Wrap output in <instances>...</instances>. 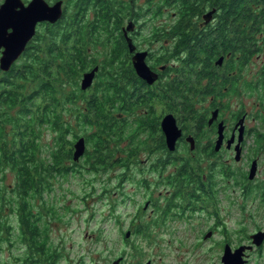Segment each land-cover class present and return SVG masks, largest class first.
<instances>
[{"label":"trees","instance_id":"trees-1","mask_svg":"<svg viewBox=\"0 0 264 264\" xmlns=\"http://www.w3.org/2000/svg\"><path fill=\"white\" fill-rule=\"evenodd\" d=\"M88 1L94 20L90 21L86 12L85 16L79 13L82 4L78 2L76 8H80L67 20L49 26L8 71H0V264H59L61 248L54 246L49 236L50 220L59 212L48 196H53L60 179L83 170L108 172L112 165L130 169L140 151L152 147L143 136L146 130L151 131L157 148H165L164 139L155 135L157 119L144 114L143 109L153 106L142 93L145 82L136 77L125 59L127 44L119 30L129 3ZM144 7L148 19L173 18L172 12L176 13L177 21L168 34L177 41L157 60L168 61L187 52L179 68L182 83L188 80L185 73L201 74L214 64L226 33L225 16L243 19L245 33L251 34L253 30L248 29L264 20V0H147ZM210 7L218 22L211 29L197 30L198 23L192 21ZM190 26L193 28L187 30ZM96 66L92 85L82 89L83 73ZM130 82L133 87L127 85ZM174 82L161 87L159 96L166 106H171L166 99L174 97ZM189 104L182 103L187 113L196 116ZM132 110L131 122L128 115ZM46 132L52 144L45 143ZM79 137L85 140V150L75 160L74 144ZM166 151L154 159L158 173L166 169L165 164L180 161L179 174L169 173L166 179L175 185L183 184L182 178L192 179L186 174L191 159ZM124 174L118 182L119 178L124 181ZM10 176L11 185L6 180ZM140 182L142 187L152 184L146 177ZM107 183L105 192L109 191ZM133 233L149 240L154 236L136 226ZM19 241L23 254L5 260V246L18 248Z\"/></svg>","mask_w":264,"mask_h":264},{"label":"flooded vegetation","instance_id":"flooded-vegetation-1","mask_svg":"<svg viewBox=\"0 0 264 264\" xmlns=\"http://www.w3.org/2000/svg\"><path fill=\"white\" fill-rule=\"evenodd\" d=\"M36 1L45 6L62 1L63 15L58 22L67 20L72 11L78 10V2L82 4L79 13L84 15L86 12L90 21L95 18L91 3L86 0H0V33H13L14 22L9 14L16 18L20 10ZM125 1L129 6L119 31L127 44L126 63L136 77L145 82L142 93L153 105L143 109L144 114L157 119L155 135L164 139L168 151L191 159L186 174L192 176L189 180L182 178L180 183L183 184L179 186L166 179L168 188L165 192L152 194L149 189L141 198L142 205H137V217L132 224L134 229L129 226L126 231L130 230L132 234L136 226L147 232L170 236L205 223L206 226L199 230L204 234L203 239L209 237L212 240L217 233L222 235L218 243L217 264H225L223 256L226 253L234 255L237 250L240 254L236 253L232 264L236 259L241 264H264V20L255 29H248L253 30L251 34L245 33L243 19L225 16L223 29L226 33L214 64L201 74L185 73L188 80L182 83L183 74L179 68L187 52L181 51L168 61L157 60L177 41L176 36L168 34L177 21L174 18L176 13L172 12L173 18L161 17L151 23L144 7L147 0ZM212 9L210 7L192 21L198 23L197 30L211 29L218 22V16L213 13L210 18L205 17ZM164 10L168 13L170 9L166 7ZM58 22L42 20L36 23V32L25 49L33 45L36 36ZM147 26H151L148 34L145 32ZM4 49L0 48V57ZM141 52H146L145 61L157 74V79L150 84L135 69L134 58ZM171 80H175L177 88L172 100L166 99L171 106H166L159 95L163 84ZM127 85L133 87L131 82ZM183 102L190 103L196 116L187 113ZM168 114L173 116L181 131L174 150L166 147L162 128L161 121ZM129 117L132 122L133 110ZM150 132L146 130L145 134L148 143L152 144L151 148L146 146L149 148L147 152H167L165 148H157ZM148 160H142L147 164L144 171L158 174ZM181 164L180 161L165 164L166 168L172 167L166 175L179 174ZM140 214L143 215L140 217ZM196 215L205 220L196 221ZM209 232L211 234L205 237ZM169 240L176 242L178 238L170 236ZM204 242L197 243V246Z\"/></svg>","mask_w":264,"mask_h":264},{"label":"rangeland","instance_id":"rangeland-1","mask_svg":"<svg viewBox=\"0 0 264 264\" xmlns=\"http://www.w3.org/2000/svg\"><path fill=\"white\" fill-rule=\"evenodd\" d=\"M161 17L149 19L153 23ZM150 28H145L146 34L150 33ZM44 137L45 143L52 144L47 132ZM157 155L141 150L130 169L112 165L110 171L103 173L83 170L81 174H70L55 184L53 196L48 199L54 200L59 215H53L50 220L49 236L53 245L61 248L63 256L59 264H113L118 257H123L119 264H145L149 260L150 264H217L222 235L217 233L212 240L209 237L203 239L204 234L199 230L206 226L205 223L187 232L171 234L178 238L176 242L169 240V234L156 232L151 233L154 236L150 240L141 233H132L125 239L126 229H134L132 224L137 217V205L143 203L142 196L149 189L150 193L157 194L168 188L166 174L172 167L162 174L144 171L147 164L142 160L149 158L148 161L153 163ZM122 173H125L124 181L119 178L118 182ZM144 177L152 183L150 186H141ZM12 179V176L6 179L9 185L13 183ZM106 181L108 192L103 189ZM195 220L205 219L196 215ZM202 241L205 242L197 246ZM22 246L20 241L18 248L6 245L3 258L12 260L13 255L23 254Z\"/></svg>","mask_w":264,"mask_h":264},{"label":"water","instance_id":"water-1","mask_svg":"<svg viewBox=\"0 0 264 264\" xmlns=\"http://www.w3.org/2000/svg\"><path fill=\"white\" fill-rule=\"evenodd\" d=\"M62 1L57 2L53 6H45L39 1L31 3L28 7L23 8L20 10V14L15 18L13 15L9 14V17L12 18L14 22V32L10 35H6L4 33H0V48L4 47L3 54L0 57V68L3 71H8L11 66L16 62L24 52L27 43L32 38L36 32V23L42 20H49L51 23L58 22V20L63 15ZM213 11L207 13L205 17L211 16ZM210 18V17H209ZM1 22V19H0ZM146 52L137 53L134 60H135V69L137 74L142 77L144 80L148 82V84L154 82L157 79V74L150 70L148 64L145 61ZM221 59L218 61L220 62ZM98 69V66L94 67L91 71L83 73V78L81 80V88L87 89L92 85L94 75ZM162 128L164 131V135L166 136V144L168 149L174 150L175 143L180 136V129L178 128L173 116L168 114L163 118ZM74 159L78 160L79 157L84 153L85 150V140L83 137H79V139L74 144ZM211 234L209 232L205 237H208ZM131 236V231L127 230L125 232V238H129ZM238 256L240 254V250H237ZM230 255L226 253L223 256V260L225 264H232L234 257L237 254ZM123 257H118L113 261V264H119ZM148 261L145 264H149ZM233 264H241L238 259H236Z\"/></svg>","mask_w":264,"mask_h":264},{"label":"clouds","instance_id":"clouds-1","mask_svg":"<svg viewBox=\"0 0 264 264\" xmlns=\"http://www.w3.org/2000/svg\"><path fill=\"white\" fill-rule=\"evenodd\" d=\"M126 239V238H125Z\"/></svg>","mask_w":264,"mask_h":264}]
</instances>
